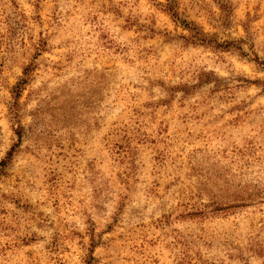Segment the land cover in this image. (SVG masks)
Listing matches in <instances>:
<instances>
[{
  "label": "rangeland",
  "instance_id": "374dc122",
  "mask_svg": "<svg viewBox=\"0 0 264 264\" xmlns=\"http://www.w3.org/2000/svg\"><path fill=\"white\" fill-rule=\"evenodd\" d=\"M0 264H264V0H0Z\"/></svg>",
  "mask_w": 264,
  "mask_h": 264
},
{
  "label": "trees",
  "instance_id": "16d2710c",
  "mask_svg": "<svg viewBox=\"0 0 264 264\" xmlns=\"http://www.w3.org/2000/svg\"><path fill=\"white\" fill-rule=\"evenodd\" d=\"M232 206H239V205L237 204V205H232Z\"/></svg>",
  "mask_w": 264,
  "mask_h": 264
}]
</instances>
